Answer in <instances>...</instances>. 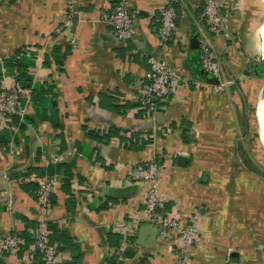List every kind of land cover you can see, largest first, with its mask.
<instances>
[{
	"label": "crops",
	"instance_id": "crops-1",
	"mask_svg": "<svg viewBox=\"0 0 264 264\" xmlns=\"http://www.w3.org/2000/svg\"><path fill=\"white\" fill-rule=\"evenodd\" d=\"M169 1L130 0L133 36L119 43L105 20L119 0H0V66L18 53L36 89L22 101V117L0 124V236L28 237L43 220L58 264H175L173 235L160 238L156 224L133 216L148 186L130 181L127 169L154 158L162 212L202 235L189 264H264L263 155L252 150L250 164L232 92L216 93L190 69V40L205 26L203 0H176L188 47L160 44L158 17ZM223 14L229 37H218L215 49L233 73L230 35L254 59L264 0H229ZM150 58L172 67L177 82L146 113L139 94ZM4 75L16 72L4 68ZM30 173L61 174L47 211L37 185L26 182ZM31 244L0 255V264H43Z\"/></svg>",
	"mask_w": 264,
	"mask_h": 264
},
{
	"label": "built area",
	"instance_id": "built-area-1",
	"mask_svg": "<svg viewBox=\"0 0 264 264\" xmlns=\"http://www.w3.org/2000/svg\"><path fill=\"white\" fill-rule=\"evenodd\" d=\"M176 0H170L167 6L162 8L158 17L159 30L157 38L161 45L168 42H177L187 48L189 39L181 37L177 26V13L174 8ZM229 0H203L202 18L204 28L200 30L198 43L200 46V62L203 71L211 78L218 80L221 75L220 64L215 54V41L223 32L227 33L226 20L223 14L228 8ZM72 16L76 17L77 11L70 8ZM134 15L130 0H119L115 9L105 17L112 28L114 39L124 43L133 36ZM61 30L58 29L57 33ZM213 34V35H212ZM205 35L210 36L208 40ZM150 71L147 76L148 83L139 94L141 109L149 113L157 103L163 102L171 96L176 88L177 74L165 61L150 58L148 60ZM220 90V89H219ZM29 91L21 88L16 77L4 75V67L0 66V124H4L13 116L22 117L25 110L22 101L28 99ZM127 178L134 183H146L148 188L142 201L141 209L133 215L136 220L154 223L158 226L160 238L173 235L171 243L176 247L175 264H189L190 251L202 240L199 229L192 223L182 224L180 219L173 213H163L164 197L158 189L160 170L155 159H150L146 164L137 168L127 169ZM27 181L37 185L36 200L41 209L45 211L50 208V196L55 184L60 179L59 175H26ZM192 221V219H191ZM47 223L40 220L29 230L32 244L29 247L41 254L43 264H58V255L55 247L49 240V229ZM120 226V225H117ZM25 246V240L17 233L4 234L0 236V255L8 253L17 255Z\"/></svg>",
	"mask_w": 264,
	"mask_h": 264
},
{
	"label": "rangeland",
	"instance_id": "rangeland-1",
	"mask_svg": "<svg viewBox=\"0 0 264 264\" xmlns=\"http://www.w3.org/2000/svg\"><path fill=\"white\" fill-rule=\"evenodd\" d=\"M232 10L235 11V7ZM229 12L232 11L230 10ZM219 35L223 36V32ZM205 37L210 40V36L205 35ZM230 40L233 47L231 58L233 73L227 66L228 60L225 58V55L215 49L214 55L218 58L221 75L219 77V81L216 80L217 84L211 85V87L212 89H215L216 93L220 94H225L226 90L227 93L228 91L232 92L231 98L236 100L239 118L242 124L241 132L242 137H244L242 142L244 143L247 153H249L250 164L255 166L256 163L254 158L251 156L252 150L254 151L257 149L262 153L264 163V142H262V136L257 119V112L260 106L259 93L262 87L263 78L255 79L252 76L254 75V70L251 68L252 66L249 65L250 62L248 63L247 61L249 60V57L246 53L249 50V46L245 44L244 47H241V43L239 41L242 39L240 37L237 38V35L235 34L230 35ZM253 56L254 60L257 61L259 51L255 52V55L253 54Z\"/></svg>",
	"mask_w": 264,
	"mask_h": 264
},
{
	"label": "trees",
	"instance_id": "trees-1",
	"mask_svg": "<svg viewBox=\"0 0 264 264\" xmlns=\"http://www.w3.org/2000/svg\"><path fill=\"white\" fill-rule=\"evenodd\" d=\"M174 8H175L176 13H177L176 3H174ZM202 8H203V5L201 7V14H202ZM191 50H192V54H191V59H190L189 65H190V69H191L194 77L196 78L197 75H201V74H205L209 77V75L206 74L201 67V62L199 59V57H200V46H199L198 40H197V44H195L194 48H192ZM17 54L18 53H16V55L10 59L4 60L2 62V64H3L5 69L7 68L8 71H15L16 72L15 77H16V81L18 82V84L21 86L22 89L29 91L30 87H31V78L28 75H26L25 71L28 68V66H30L31 64L26 63V62H22L21 60H18L16 58ZM249 61H250L249 65L252 66L251 68L254 70V73H253L254 75H252L253 78H255V79L263 78L264 77L262 75L263 70L260 67V65L258 64V62L255 61L254 59H250V58H249ZM29 92H31V95L32 94L34 95V93L36 92V89H32V91L30 90ZM48 174L52 175V173H48ZM59 176H61V174ZM50 199H51V196H50ZM50 199H49V201H50ZM18 235L23 237V239L25 240V246H29L31 244L32 239H31L30 234H28V237H27L25 232H20V233H18ZM27 238H29V239H27Z\"/></svg>",
	"mask_w": 264,
	"mask_h": 264
},
{
	"label": "water",
	"instance_id": "water-1",
	"mask_svg": "<svg viewBox=\"0 0 264 264\" xmlns=\"http://www.w3.org/2000/svg\"><path fill=\"white\" fill-rule=\"evenodd\" d=\"M264 29V21L262 22V24L259 27V30H263ZM260 50H259V57H258V64L260 65V67L263 70V76H264V39L262 38V34H260ZM195 44H197V38L194 37L190 40V49L194 48ZM196 79L198 81L204 82V83H209L212 85H216L217 81L213 78H211L210 76L208 77L205 74H201V75H197ZM260 92H262L263 98H264V77H263V83H262V87ZM264 108V105H263ZM186 165V158L184 157H178L177 159V166L178 167H185Z\"/></svg>",
	"mask_w": 264,
	"mask_h": 264
},
{
	"label": "bare ground",
	"instance_id": "bare-ground-1",
	"mask_svg": "<svg viewBox=\"0 0 264 264\" xmlns=\"http://www.w3.org/2000/svg\"><path fill=\"white\" fill-rule=\"evenodd\" d=\"M260 36V34H262V38L264 39V29L263 30H258L257 32ZM259 98H260V106L258 108V112H257V119H258V124H259V129H260V133L262 136V142H264V98L262 95V92L259 93Z\"/></svg>",
	"mask_w": 264,
	"mask_h": 264
}]
</instances>
